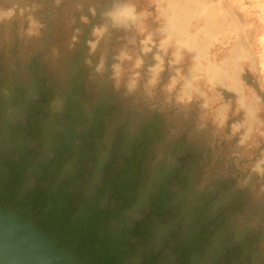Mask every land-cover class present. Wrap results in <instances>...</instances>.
Listing matches in <instances>:
<instances>
[{"label":"rangeland","instance_id":"1","mask_svg":"<svg viewBox=\"0 0 264 264\" xmlns=\"http://www.w3.org/2000/svg\"><path fill=\"white\" fill-rule=\"evenodd\" d=\"M189 1L197 9L201 6V25L214 21L227 27L215 50L218 62L238 69L264 120V8L258 0ZM157 2L0 0V160L18 158L13 149L30 123L26 97L38 98L34 91L41 83L51 97L35 121L36 132L25 138L26 146L34 149L31 168L60 156L52 167L57 173L45 186L63 184L71 177L68 189L73 194L82 199L96 195L102 207L119 208L118 219L125 228L146 219L142 236L129 239V263L152 253L159 264H264V168H256L255 143L242 148L229 133L230 125L220 122V88L199 79L195 87L201 94L192 99L185 92L182 85L189 69L175 68L168 50L159 51L158 30L164 17L159 19ZM119 4L136 8L131 24L117 26L110 19ZM236 47L246 59L227 61V53ZM34 58L39 68L31 70ZM77 74H82L84 89L75 95L76 111L90 115L78 124L63 112L71 78ZM244 75L251 81L247 83ZM104 96L115 109L85 147L82 135L89 132L93 107ZM155 118L161 133L146 148L143 166L127 193L130 199L118 198L112 187L101 192L112 178L108 172L116 175L124 169L140 130ZM73 133L82 137L64 145V137ZM188 145L197 156L189 157ZM174 163L180 165L182 176L173 177L168 192L163 191L162 181L171 171L167 167ZM35 183L28 174L22 190ZM244 189L241 207H233L234 193ZM206 202L215 223L187 255L183 244L201 230L193 225ZM226 209L228 215L219 217Z\"/></svg>","mask_w":264,"mask_h":264},{"label":"trees","instance_id":"2","mask_svg":"<svg viewBox=\"0 0 264 264\" xmlns=\"http://www.w3.org/2000/svg\"><path fill=\"white\" fill-rule=\"evenodd\" d=\"M37 63L38 59L34 58V61L29 64V68L31 70H34L35 67L39 68ZM38 73L39 71L35 75H38ZM81 79L82 74L72 76L71 87L65 96L66 106L63 109L64 115L71 118L73 122L76 120L75 123L77 124L81 123L83 117L90 116H81L76 111L78 100L75 95L84 89ZM34 93L38 94L39 97L36 99H30L29 95L26 97L30 121L29 124L24 125L27 132H22L23 140L17 143V148L13 149L14 154L19 155L18 158L2 157L0 160V204L5 201L4 206L21 215H23L24 210L28 209V213L23 216L36 224L63 248L70 245V248L66 250L78 264H159L152 253L146 254L141 262L129 263L127 261L128 250L126 247L129 239L135 233L140 234V231L136 228L134 230L132 228L127 229L123 226V219H118L122 213L119 208L112 209L110 205L102 207L99 204V197L96 195L90 199L79 198L78 194H73L68 189L71 177L69 181L55 186L50 184L45 186L41 183V181H48L53 174L57 173L54 172L52 167L57 164V159L60 156H57L51 162L41 164L38 168L33 170L31 168L32 162L29 159L34 156V149L26 146L25 138L36 132L35 121L43 116L41 111L45 105L44 102L51 97L47 87H44L41 83L40 88H36ZM114 109L115 106L111 104L110 99L106 96L101 97L98 104L93 107L91 113V116H93L92 125L89 128L90 130L88 129L89 132L82 135L86 141L85 147H89L92 138L100 133L105 117L111 114ZM160 133L161 129L157 119L148 121L135 139V146L129 152L127 161L123 163L124 169L116 175V172L109 171L108 173L112 174V178L106 181L105 186L100 191L112 187L114 192L119 195L118 198L130 199L127 193L134 187L133 177L137 176L139 168L143 166L146 148L159 138ZM78 135L81 136L73 133V136L71 134L67 136L68 139L64 137V140H66L64 145L70 144ZM180 150L182 149L177 152H180ZM167 168H171V171L162 181L161 189L168 192L167 183L171 182L173 177H181L182 173L180 172L181 167L177 163ZM28 174L35 177L37 187L35 188L33 185L29 187L28 191L24 192L22 187ZM162 194L164 195V193ZM235 197L236 195L233 199ZM152 201L156 202V199L153 198ZM119 206L122 207L123 205L120 204ZM208 206L209 204L206 202L200 211L202 217L195 220L193 225V228L201 227V230L194 231L191 242H184L183 244L187 255H190L191 247L196 250L197 248L194 247H198L204 240L208 225L215 223L207 214ZM117 219V224L115 223L114 227H109V222Z\"/></svg>","mask_w":264,"mask_h":264},{"label":"crops","instance_id":"3","mask_svg":"<svg viewBox=\"0 0 264 264\" xmlns=\"http://www.w3.org/2000/svg\"><path fill=\"white\" fill-rule=\"evenodd\" d=\"M157 1L161 7L158 9L159 19L164 17V23H160L158 30L159 51L168 50L169 62L175 68L189 69L190 73L182 85L185 92L189 91L192 99L195 93L201 94L199 87H195L199 79H204L211 88H220L221 98L217 107L222 111L218 114L220 122L230 125L229 133L237 138L242 148L251 141L255 143L256 168H264V120L257 103L252 93L246 91L238 69L230 63H219L215 53L227 27L214 21L201 25V6L197 9L189 0ZM258 4L264 8V0H258ZM135 18L136 8L126 4H119L110 15L117 26L129 25ZM234 44L239 46L241 43ZM237 49L227 53V61L246 59L239 56ZM232 113L236 115L234 119H231Z\"/></svg>","mask_w":264,"mask_h":264},{"label":"water","instance_id":"4","mask_svg":"<svg viewBox=\"0 0 264 264\" xmlns=\"http://www.w3.org/2000/svg\"><path fill=\"white\" fill-rule=\"evenodd\" d=\"M0 264H78L36 224L0 204Z\"/></svg>","mask_w":264,"mask_h":264},{"label":"flooded vegetation","instance_id":"5","mask_svg":"<svg viewBox=\"0 0 264 264\" xmlns=\"http://www.w3.org/2000/svg\"><path fill=\"white\" fill-rule=\"evenodd\" d=\"M108 1V0H107ZM240 77H241V74H240ZM244 80L248 83V82H250L251 80H250V78H249V76L248 75H244ZM250 80V81H249ZM241 81H242V78H241ZM242 83H243V85L245 86V88H246V91H248L249 92V89H247V86L248 85H246L243 81H242ZM256 90H259V88H257V87H254ZM184 141L186 142V139H184ZM260 146H262V144L260 145ZM192 145H188V147H187V149L186 150H188L189 152H190V154H189V157H192V156H197V155H192L191 153L193 152L191 149H192ZM194 153V152H193ZM41 183L42 184H44L45 183V181H41ZM234 180H231V183H230V187H233V185H234ZM223 184H225L224 182H223ZM34 187L36 188L37 187V184H34ZM246 191V189H244L242 192L241 191H236L234 194L236 195V197H235V199H233V203H232V205H233V207H241V201H242V198L244 197V192ZM234 195V196H235ZM239 197H240V199H239ZM3 204H5V201H3L2 202V205ZM230 211V210H229ZM28 213V209L27 210H24L23 211V215H26ZM228 215V210L226 209V210H220L219 211V217H221V218H225L226 216ZM31 217H33L32 215H30ZM145 220L146 219H144V220H140V221H137L135 224H134V226L132 227V230H134L135 228H136V230H139L140 231V234H137V233H135V235L132 237V238H130V239H133V238H135V237H140L141 236V233H142V231H143V225H144V223H145ZM132 232V231H131ZM130 232V234H132ZM70 248V245H66L65 246V249H69Z\"/></svg>","mask_w":264,"mask_h":264}]
</instances>
